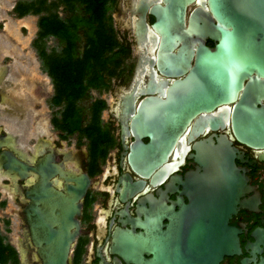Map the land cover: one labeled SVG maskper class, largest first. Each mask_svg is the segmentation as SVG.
<instances>
[{
  "label": "flooded vegetation",
  "instance_id": "flooded-vegetation-1",
  "mask_svg": "<svg viewBox=\"0 0 264 264\" xmlns=\"http://www.w3.org/2000/svg\"><path fill=\"white\" fill-rule=\"evenodd\" d=\"M138 1L108 2L111 22L121 24L126 32V37L120 40V46L116 49L122 51V69L105 73L106 86L90 88L80 98L83 99L90 90L98 91V96L86 106L87 113L81 112L82 125L79 129L73 130L71 122L66 119V103L61 112L57 110L58 112L49 119V124L56 134L53 139L47 134L44 127L46 124L37 121L29 135L28 144L25 145L23 130L32 108L28 103L29 98H35V82L32 75L22 74L23 62L10 63L16 56L12 44L8 43L5 48L0 46V50L5 53L4 60L1 61L0 58V120L1 112H7L20 126L19 132L11 131L1 120L0 136L10 131L16 138L15 147L21 148L27 157V164L31 167L27 177L17 179L16 182L5 174L4 170H0V175L4 176L0 182V206L6 204L3 194L17 206L9 243L14 253L10 264H45L41 250L47 247L45 243L38 245L33 238L32 225L26 209L34 202L27 198L26 193L37 183V174L33 168L38 167L40 161L49 156L66 171L78 175L88 174L91 179L79 217L80 232L70 245L68 264H264V147L243 142L235 134L232 118L235 102L219 104L210 113L202 112L195 117L187 130L179 136L169 159L151 174L135 172L128 161L130 146L135 137L130 131V120V133L124 139L122 137V125L119 120L122 108L130 104L137 108L150 96H166L170 84L186 76L164 74L160 69L163 64L161 41H140L131 31L132 21L136 18L133 13L137 11ZM2 3L3 0H0V6H3ZM49 3V0H16L11 6L15 14H20L19 9L25 6L31 10L39 8L41 20L50 16ZM62 3L64 8H67L66 4ZM77 6L74 11L77 9L76 16H80L82 9L85 11V5L82 8L79 1ZM73 12L70 11L71 15ZM147 21L151 25L154 17L148 15ZM47 37L40 41L43 47ZM55 37L58 44L62 45L58 52L64 53L67 45L60 37ZM80 43L81 39H78L79 52ZM36 44L38 45L37 41ZM206 44L213 47L216 42L207 39ZM182 45L183 41H178L173 52L177 53ZM197 46L198 43H195L193 50L196 51ZM40 49L37 46L38 56L44 64ZM43 49L51 54L45 47ZM14 66L17 67L16 71ZM44 72L49 74L45 70ZM40 76L46 78V75ZM241 95L242 92L236 102H239ZM55 96L56 93L47 103L50 107L58 108L62 103L56 104ZM78 101L77 105L82 109ZM103 103L104 108L100 115L101 129L98 132L95 129L94 111ZM262 104L264 105V97ZM212 119H221L217 129L212 128ZM197 120H207L204 131L192 134L193 125ZM143 141L148 143L149 138L145 137ZM22 144L23 147H20ZM4 149L6 148L0 149V154ZM231 150L235 151L233 160L244 181L240 179L234 187L239 191L244 190V193L239 198L243 204L238 205L237 211L228 221V227L234 230L238 239L239 251L226 255L223 247H220L222 243H226V237L221 241L225 236V226H213L212 231H218L213 233L215 237H212L211 243L204 240L203 236L194 237L195 223L197 224L200 217H193L194 209L191 206L194 195L198 199L197 175L204 173L206 166L214 162L211 159L202 161L199 158L201 153L210 156L219 152L225 155ZM128 178L132 184L139 183V186L136 190L133 189L131 194L128 192L124 195L125 187L129 183ZM52 181L57 189L65 190V183L59 174L53 176ZM196 227L199 234L201 227ZM132 228L138 237L124 232ZM135 243L136 245H133Z\"/></svg>",
  "mask_w": 264,
  "mask_h": 264
},
{
  "label": "water",
  "instance_id": "water-1",
  "mask_svg": "<svg viewBox=\"0 0 264 264\" xmlns=\"http://www.w3.org/2000/svg\"><path fill=\"white\" fill-rule=\"evenodd\" d=\"M136 7L131 27L136 38L160 40L161 71L168 76H186L174 80L166 96H150L137 108L133 104L122 108V137L130 131L135 137L128 154L133 170L151 174L169 159L191 121L222 103L235 102L232 118L237 137L264 147V0H139ZM148 15L154 17L151 25ZM207 39L215 41V46H208ZM178 41H183V45L174 53ZM240 92L241 98L236 102ZM219 120L212 119L213 129L220 126ZM205 121L197 120L192 134L203 132ZM145 137L149 138L148 143L143 141ZM3 147L6 149L0 154V168L9 176L25 179L31 167L7 131L0 136V149ZM234 154V150L225 155L201 153L202 161L214 162L197 175L199 195L198 199L194 195L191 206L193 217L201 218L195 223L194 237L203 236L211 243L213 233L218 231L213 232V226H225L221 241L226 237V243L220 247L226 255L239 251L238 239L228 221L243 204L239 198L244 193L234 187L242 180ZM33 171L37 183L26 193L34 202L26 209L33 238L40 246L46 244L47 248L41 250L45 264H68L70 245L80 232L79 217L91 179L88 174L66 171L52 156L42 159ZM57 174L63 179L65 190L54 186L52 178ZM128 179L124 195L139 186ZM196 226L201 227L199 234ZM124 232L138 237L134 228Z\"/></svg>",
  "mask_w": 264,
  "mask_h": 264
},
{
  "label": "trees",
  "instance_id": "trees-1",
  "mask_svg": "<svg viewBox=\"0 0 264 264\" xmlns=\"http://www.w3.org/2000/svg\"><path fill=\"white\" fill-rule=\"evenodd\" d=\"M85 5V14L76 16L77 4ZM114 0H61L70 11L71 17L61 18L57 13L40 20V40L54 35L60 37L67 46L64 53L48 54L41 49L44 70L54 79L56 86L55 103L67 104L66 119L77 130L82 125L81 109L77 101L90 88L106 86L105 73L115 72L122 63V51H116L120 41L116 38L108 15V2ZM20 16L29 13L37 14L40 9H19ZM75 13V14H74ZM87 13L89 14L87 16ZM81 31L86 37L83 54L78 51L77 40ZM113 65V66H110ZM112 68V69H111ZM104 103L95 109V129L100 132V115ZM92 128V127H91ZM91 132V131H90ZM6 236L0 230V264H10L14 253L12 246L5 242Z\"/></svg>",
  "mask_w": 264,
  "mask_h": 264
},
{
  "label": "rangeland",
  "instance_id": "rangeland-1",
  "mask_svg": "<svg viewBox=\"0 0 264 264\" xmlns=\"http://www.w3.org/2000/svg\"><path fill=\"white\" fill-rule=\"evenodd\" d=\"M15 1L16 0H3V6H0V39L2 40V43H11L13 50L16 52L15 58L12 59V62L10 63L17 62L19 64L23 62L21 64L23 67L21 71L22 74L26 76L32 75L35 82L36 94L35 98H29L28 103L32 108L25 121L26 128L24 130L25 134H23L24 140L26 144H28L29 135L31 134V131L34 130L37 121H40L39 123L44 122V124H46L44 127L48 132L47 134L52 136L51 139L56 138L53 127L49 124V119L58 112L57 110L61 112V110L65 108V102H62V105L58 108L50 107L48 105L47 100H50L54 93H56V86L51 76L44 72V64H42V60L38 56L37 46L39 49H43L45 47L48 52L53 54L54 52L60 51L62 45L58 44V40L54 35L47 37L44 47L40 45L41 40L39 38L37 39V36L40 35V18L42 14L30 13L27 16L20 17L18 13L15 14L13 12V7L11 6L12 4H15ZM49 1L48 14L51 15L57 13L63 19L71 15L69 9L64 8L61 0ZM81 6L82 8L84 7V5ZM84 13L85 11L82 9V14ZM88 15L89 14H87V16ZM6 25L8 27H6ZM112 27L114 34L119 41L126 37V32L121 24L119 25L116 23V21H112ZM81 34L80 52L83 54L86 46V37L83 35V31H81ZM36 41L38 45L36 44ZM32 43L34 44L33 47L31 46ZM0 45L2 46L1 43ZM0 58L1 61L5 58V53H3L2 50H0ZM125 64H123V66H125ZM16 68L14 66V71L17 70ZM121 69L122 64L116 69V71ZM18 74H20V72H18ZM41 74L46 75V78L44 79L42 76H40ZM89 92L90 93L87 94L83 99L78 101L82 108L81 112L83 113H87L86 106H88L93 98L98 96L97 90H90ZM6 196V194H3L6 204H2L0 206V230L6 236L5 242L10 243L12 221L16 219L15 209L17 206L14 204L12 199L6 198Z\"/></svg>",
  "mask_w": 264,
  "mask_h": 264
},
{
  "label": "bare ground",
  "instance_id": "bare-ground-1",
  "mask_svg": "<svg viewBox=\"0 0 264 264\" xmlns=\"http://www.w3.org/2000/svg\"><path fill=\"white\" fill-rule=\"evenodd\" d=\"M0 43L2 44V46L0 45L2 48L8 47V45H7L8 43H6V42H5V43H2L1 40H0ZM9 48H10V46H9ZM1 113H2L1 120L5 122L6 127H7L9 130H11V131H18V132H19V130H20L19 127H20V126H18L19 123H18V124L15 123V120H16V119H15L14 117H13V118H12V117H9V115L7 114V112H5V113H4V112H1ZM13 116H15V115H13ZM16 118H19V117H16ZM1 120H0V121H1ZM18 120H19V119H18ZM16 121H17V120H16ZM22 123H23V122H22ZM22 123H21V124H22ZM3 124H4V123H3ZM21 124H20V125H21ZM21 126H22V125H21ZM23 127H24V126H23ZM9 130H8V131H9ZM21 130H22V129H21ZM23 131H24V130H23ZM9 132H10V131H9ZM10 133H11V132H10ZM14 134H15V133H14ZM20 134H21V133H20ZM20 134H18V135L20 136ZM16 137H17V135H16ZM20 137H21V136H20ZM20 137H19V138H20ZM15 139H16V138H15ZM17 140H18V139H17ZM19 140H20V139H19ZM15 142H16V141H15ZM17 142H19V141H17ZM24 143H25V142H23V144H24ZM23 144H22L20 147H23ZM25 145H26V143H25ZM25 148H26V147H25ZM20 149H21V148H20ZM22 152H23V151H22ZM0 170H2V169L0 168ZM5 174H7V173L5 172ZM7 175H8V174H7ZM8 176H9V175H8ZM10 177H12V178L14 179V182H16L17 179H18L17 177L14 178V177L11 176V175H10ZM3 178H4V176H3V175H0V182H1V180H2ZM58 185H60V183H59Z\"/></svg>",
  "mask_w": 264,
  "mask_h": 264
}]
</instances>
